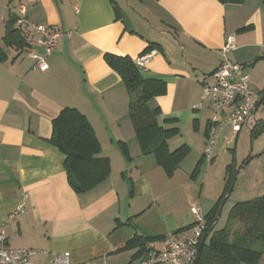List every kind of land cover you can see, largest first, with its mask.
<instances>
[{
  "label": "crops",
  "instance_id": "0c3cea01",
  "mask_svg": "<svg viewBox=\"0 0 264 264\" xmlns=\"http://www.w3.org/2000/svg\"><path fill=\"white\" fill-rule=\"evenodd\" d=\"M13 4L9 20L22 5L31 23L64 35L47 58L46 72L32 69L29 54L42 51L27 32L29 48L20 54L7 48V59L0 61V231L7 245L45 252L35 262L68 251L74 264H138L145 254L121 250L134 235L152 239L146 251L165 250L169 234L193 223L194 206L191 217H184L173 190L191 148L183 145L188 152L174 170L167 171L148 147L140 145L131 93L104 56L134 61L150 48L151 59L138 71L143 79L161 81L164 93L150 100L147 110L155 112L163 130L176 129L166 140L169 153L176 150L169 142L182 129L197 136L201 156L189 176L194 180L201 173L199 162L213 115L206 103L199 107L202 82L223 60L221 50L229 36L234 37V49L225 58L245 67L253 90L262 96L261 0L241 4L14 0ZM5 32L6 25L0 29V42ZM64 108H74L85 117L100 145L99 156L109 160L107 178L83 193L70 187L65 156L48 141L52 122ZM250 119L237 134L225 130L224 142L233 144ZM21 206L23 211H17Z\"/></svg>",
  "mask_w": 264,
  "mask_h": 264
},
{
  "label": "trees",
  "instance_id": "16d2710c",
  "mask_svg": "<svg viewBox=\"0 0 264 264\" xmlns=\"http://www.w3.org/2000/svg\"><path fill=\"white\" fill-rule=\"evenodd\" d=\"M221 4H241L244 0H217ZM264 6V0H261ZM16 16L6 24L2 42L6 48L22 53L30 43L24 32L15 25ZM150 48L141 54L149 53ZM7 59L0 47V61ZM106 64L122 79L131 93V116L135 121L138 141L147 152L153 153L167 171L174 170L185 154L187 147L182 146L169 153L166 140L176 129H162L154 119L155 112L147 110V103L164 93V84L157 80L143 79L134 61L128 57L104 56ZM261 104H264V90ZM262 121L250 129L251 136L263 132ZM160 135V136H159ZM64 156V168L68 184L76 193L86 192L103 182L110 170L109 160L102 158L100 145L85 117L74 108H64L52 122V134L48 140ZM122 151L126 154L125 149ZM204 157L199 162L203 163ZM237 167L234 162L225 168L224 188L221 197L204 216L207 224L205 234L217 219L218 210L224 196L231 188ZM217 225V224H216ZM152 239L134 235L121 250L138 249L146 253V245ZM264 257V197L234 204L228 212L223 228H215L201 245L197 264H259Z\"/></svg>",
  "mask_w": 264,
  "mask_h": 264
},
{
  "label": "built area",
  "instance_id": "2783aa9c",
  "mask_svg": "<svg viewBox=\"0 0 264 264\" xmlns=\"http://www.w3.org/2000/svg\"><path fill=\"white\" fill-rule=\"evenodd\" d=\"M15 26L30 33L41 53H30L33 60L32 69L39 72L48 70L47 58L56 48L58 39L64 35L50 27L31 23L25 14V8L19 5L16 9ZM65 35L70 36V33ZM234 49V37L226 39L221 53L223 60L211 75L202 82L199 107L204 103L213 112L208 123V136L203 157L207 163L212 162L216 144L221 133L229 130L234 134L240 132L255 113L261 96L252 88L245 67L232 63L225 54ZM153 53H146L134 60L137 68H142L151 59ZM23 211V207L16 209ZM193 223L184 231L171 233L167 237V246L163 251L148 249L138 264H193L198 246L205 234L207 224L199 208H192ZM45 252L35 249H13L7 245L6 236L0 231V264H74L70 252L51 254L47 262H35L33 259ZM89 264V263H86Z\"/></svg>",
  "mask_w": 264,
  "mask_h": 264
},
{
  "label": "rangeland",
  "instance_id": "374dc122",
  "mask_svg": "<svg viewBox=\"0 0 264 264\" xmlns=\"http://www.w3.org/2000/svg\"><path fill=\"white\" fill-rule=\"evenodd\" d=\"M13 2L14 0H0V7L4 9L0 8V29L9 21L8 10L13 8ZM0 47L3 50L7 49L2 42H0ZM258 121H262L264 125V104H260L250 119L249 127L242 130L233 140V144H226L223 140V137L228 135V131L221 133L213 161L207 163L203 160L201 173L194 180L189 179V176L201 156L199 139L182 129L180 134L169 142L171 150L178 149L183 145L191 148L189 156L180 165L179 177L175 182L176 187H173V190L177 192L179 209L184 217L191 215V206L199 208L204 216L211 210L222 195L225 168L232 162L237 167L238 174L232 192L223 205L216 229L224 227L228 212L234 204L264 197V128L261 134L258 133L255 136H251L250 132V129ZM259 264H264V257Z\"/></svg>",
  "mask_w": 264,
  "mask_h": 264
},
{
  "label": "water",
  "instance_id": "95a60500",
  "mask_svg": "<svg viewBox=\"0 0 264 264\" xmlns=\"http://www.w3.org/2000/svg\"><path fill=\"white\" fill-rule=\"evenodd\" d=\"M260 104H261V99L259 100L258 106H259ZM258 106H257V107H258ZM237 174H238V171H236V173L234 174V177H233V180H232V184H231V188L229 189V191H228L227 194L224 196V198H223V200H222V202H221L220 208H219V210H218V214H217V219H216V221L213 223L212 227L208 230V232H207L206 234H204V236L202 237V240H201V242H200V244H199V246H198L197 253H196V257H195V259H194V261H193V264H197V261H198V255H199V250H200V248H201V245L204 243L206 237H207L208 234H209V233L215 228V226H216V224H217V222H218V219H219V217H220V215H221V210H222V208H223V205L225 204L226 200L229 198V196H230V194H231V192H232V189H233V186H234V183H235V179H236Z\"/></svg>",
  "mask_w": 264,
  "mask_h": 264
}]
</instances>
